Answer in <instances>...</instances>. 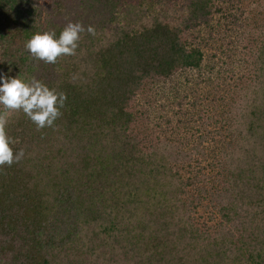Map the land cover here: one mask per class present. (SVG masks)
I'll return each instance as SVG.
<instances>
[{
    "label": "trees",
    "instance_id": "1",
    "mask_svg": "<svg viewBox=\"0 0 264 264\" xmlns=\"http://www.w3.org/2000/svg\"><path fill=\"white\" fill-rule=\"evenodd\" d=\"M39 3L0 0V76L67 100L53 127L8 119L0 264H264V0H83L96 34L54 65L25 48L64 27Z\"/></svg>",
    "mask_w": 264,
    "mask_h": 264
},
{
    "label": "clouds",
    "instance_id": "2",
    "mask_svg": "<svg viewBox=\"0 0 264 264\" xmlns=\"http://www.w3.org/2000/svg\"><path fill=\"white\" fill-rule=\"evenodd\" d=\"M85 31L92 36L96 34L93 26L85 29L81 23L69 21L58 37L55 31L37 32L25 43V48L34 59L54 65L63 56L76 55L81 33ZM66 100L65 93L50 89L35 77L25 81L19 75L14 78L0 76V105L3 106V111H0V170L5 165L11 167L19 163L25 155L23 148L14 152L11 145L17 141L6 132L11 114L22 111L40 131L54 126L62 115Z\"/></svg>",
    "mask_w": 264,
    "mask_h": 264
},
{
    "label": "rangeland",
    "instance_id": "3",
    "mask_svg": "<svg viewBox=\"0 0 264 264\" xmlns=\"http://www.w3.org/2000/svg\"><path fill=\"white\" fill-rule=\"evenodd\" d=\"M130 1V0H128ZM63 6H62V4ZM56 3H58V5H61L62 7V10L59 11L60 14L56 13L54 16V12H57L56 10ZM40 6H41V13H42V16L43 18L48 15L50 17L49 21L46 22L45 19L41 18L42 19V22L44 24V26H47L49 28H52L53 26H65L69 21L71 22H76L74 20V17L75 15L78 13V12H81L82 11V8H83V0H40ZM97 8H102L101 6H98ZM113 40V38H108L107 40H105V42H108V41H111ZM206 51H209V49H207ZM51 71V68H47L46 71H45V75L48 76V78H51V77H54L55 74H53ZM163 104V103H161ZM168 103L166 102V105ZM164 105V104H163ZM165 106V105H164ZM173 106L172 105L170 107V121H171V124L173 127L177 128L176 125H178L179 123L176 124V122H180L178 120L182 119V116L180 114H177L174 116L173 112L174 111H171V110H174L173 109ZM164 114V113H163ZM147 116L152 120L153 124H157L159 123V125L157 126V128H162L165 130V133L169 136H172L173 134L171 133V131L167 130L166 128V124L163 123L162 121L160 122L159 119H157L158 115L156 112L153 111H149V114H147ZM168 116V114H167ZM225 201L227 199H224ZM243 206V207H242ZM256 207V211L259 213L262 209L264 210V207H259V206H255ZM240 208H242L240 210ZM248 209L247 213L245 214L244 210ZM239 214V218L237 219V221H240L241 224H243L242 228H246V225L249 227V224L246 223V219H249L250 217V212H252V210L249 209V207L247 208L243 203H241L237 210H236ZM260 214V217L256 218L257 220H254V224L252 227H249L251 230H253V227L255 226H262L263 225V221L261 219H264V216L262 215V213H259ZM242 219H245L244 221L241 222ZM236 221V222H237ZM237 226V225H235ZM238 228H241L239 226H237ZM243 231V230H242ZM243 234H245V231H243Z\"/></svg>",
    "mask_w": 264,
    "mask_h": 264
}]
</instances>
